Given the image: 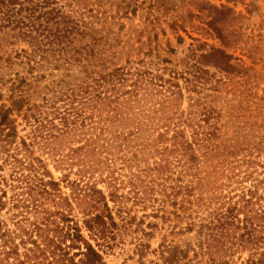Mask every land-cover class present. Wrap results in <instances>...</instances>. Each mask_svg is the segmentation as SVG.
Instances as JSON below:
<instances>
[{
    "label": "trees",
    "instance_id": "1",
    "mask_svg": "<svg viewBox=\"0 0 264 264\" xmlns=\"http://www.w3.org/2000/svg\"><path fill=\"white\" fill-rule=\"evenodd\" d=\"M111 19L91 0H0V31L15 32L0 36L1 68L24 65L28 75L6 82L0 106V264H106L105 249L139 210L142 236L173 219L195 232L186 248L164 246V264H229L237 246L264 264V140L233 139L213 93H235L232 55L194 48L179 68L151 35L135 34L117 63L123 52L107 53L124 25L116 32ZM19 42L28 48L9 52ZM205 61L226 74L214 80ZM52 71L60 77L33 102V85ZM235 97L239 132L262 129L264 99L245 89ZM150 217L158 221L143 227ZM149 247L140 239L139 255Z\"/></svg>",
    "mask_w": 264,
    "mask_h": 264
},
{
    "label": "rangeland",
    "instance_id": "2",
    "mask_svg": "<svg viewBox=\"0 0 264 264\" xmlns=\"http://www.w3.org/2000/svg\"><path fill=\"white\" fill-rule=\"evenodd\" d=\"M91 2L96 9L101 8L108 14L116 16L115 20L111 19L117 23L114 26L116 32L119 31L121 24L124 25V28L120 30L122 43L107 53L110 54L112 50L123 52L119 60L118 58L114 59L117 63L124 62L128 44L133 42L131 38L135 34L143 42H150L149 35H151V46L154 47L160 43L163 46L162 57L170 58L173 65H179V68L184 66L185 60L190 59L192 49L195 48L198 54H202L214 46L232 55V64L237 66L233 72L236 75L233 91L238 94L242 89H245L246 94L264 99V0H91ZM13 34L15 32L8 28L0 31V36L6 38L7 42L15 40V37L11 36ZM179 37L183 39L181 40ZM168 41L169 46L167 45ZM200 44H206V48L201 50ZM13 48L23 49L28 46L24 42H19L15 46L9 45V52ZM169 48L176 52L169 53L167 51ZM146 51H148L147 46L143 49V52ZM205 62L208 64L206 68L212 73H216L217 76L214 80L226 74L209 64L210 61ZM3 65L4 62H1L0 93L5 94V98L0 102V106L10 94L11 82L8 84L6 82L14 77L16 72L28 76L24 65L16 64L12 68H1ZM41 73L39 72V75ZM59 77L60 73L52 71L45 79L34 84L32 101H41L44 95L49 92L47 87L53 88L54 82ZM243 77H248L249 83L240 85L241 89L238 90L236 82H241ZM229 88L232 86L222 88L220 91L213 90V93L218 96L219 109L223 107V121L232 123L230 136L234 139L242 138L246 134L252 142L264 140V127L262 129L254 128L251 132L248 129L243 133L239 132L238 123L234 124L237 119L232 118L230 112L240 104V101L235 97V93L228 91ZM209 90L210 94L212 89ZM242 103L244 108L249 105L246 101ZM261 103L264 105V100ZM19 129L20 135H24L25 130L22 125ZM262 156L264 160V149ZM7 172L9 173L8 170ZM55 176L59 177L60 173L55 172ZM66 191L69 192V190ZM137 214V220L128 228H120L112 248L105 249L106 264H164L160 253L165 245L174 244L186 248L194 241L193 234L195 232L189 233L185 230L188 220L173 219L167 222L163 220V223L161 222L163 228H158L150 236H142V230L136 223L144 219L142 218L144 211L139 210ZM149 221L158 220L151 217L145 218L143 227ZM140 239L150 246L141 254L143 257L137 251ZM263 250L264 245H261L257 257L262 255ZM251 259L250 248L237 246L234 248L229 264H253Z\"/></svg>",
    "mask_w": 264,
    "mask_h": 264
}]
</instances>
